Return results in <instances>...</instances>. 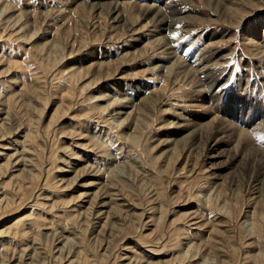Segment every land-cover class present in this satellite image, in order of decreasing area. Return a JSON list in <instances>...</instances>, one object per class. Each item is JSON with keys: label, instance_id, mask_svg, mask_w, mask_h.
Instances as JSON below:
<instances>
[{"label": "rangeland", "instance_id": "rangeland-1", "mask_svg": "<svg viewBox=\"0 0 264 264\" xmlns=\"http://www.w3.org/2000/svg\"><path fill=\"white\" fill-rule=\"evenodd\" d=\"M157 1L124 2H162ZM221 1L235 10L237 17L242 16L238 23L228 25L207 0H184L179 2L181 14L171 16L177 25V18L188 16L184 25H179L182 32L176 34L175 27L163 32L172 41L168 47H173L175 55L187 66L199 58L219 56L217 66L198 70L186 78L161 45H150L139 57L129 56L150 42L151 31L159 27L148 24L147 30L136 32L146 17L133 23L132 15L125 13L122 30L81 5H89L92 0H0V179L8 182L14 174L12 170L18 168L9 167L12 159L9 161L7 156L13 154L22 159L19 167L40 173V180L27 182L31 189L23 190L24 193L10 188L13 183L5 193L0 190V200L7 198L15 206L4 216L0 214V231H8V227L24 218L27 223L23 233L30 230L15 240L9 233L0 237V248L3 256L8 253V262L12 259L11 264H16L22 258L20 261L24 262L35 248V264H64L66 260L70 264H125L124 256L147 264H264V49L260 40L264 37V0ZM259 29V37H253L252 31ZM208 35L210 41L204 39ZM210 58L215 61V57ZM100 66L104 68L95 74ZM106 73L111 76L103 79ZM226 83L228 87H224ZM148 98L154 101L152 105L137 109V114L132 112L133 118L119 123L128 107L124 101L138 99V104ZM58 107H63L65 113L57 115ZM177 118L190 121L201 131V149L182 146L189 145V138L175 146L172 140L182 136L172 134L171 124L178 122ZM218 121H225L220 126L230 124L227 127L235 132L213 133ZM166 138L172 142L169 147L159 144ZM210 139L227 143L220 145L217 156L208 160L205 154ZM61 147L66 151L62 152ZM255 148L259 151L247 160ZM69 152L78 159L72 164L78 167L80 160L88 161L87 166L97 172L98 181L109 195V208L120 207L118 211L125 215L143 213L141 219L122 222L112 215L109 224L117 227L109 231L106 224L101 234L92 227L94 222L102 225L104 221L94 219L93 212L98 209L95 205L78 220L86 207L76 199L80 192L74 185H61L59 177L54 181V176L60 175L58 159L64 155L68 161L73 157ZM171 152L174 154L168 160ZM233 157L236 161L230 162ZM121 165L136 170L140 181L119 175L117 169ZM81 179L89 181L90 177ZM190 214L194 218L189 222L185 215ZM33 226L39 228L35 230ZM34 235H40L38 240H33ZM58 236L62 237L57 240Z\"/></svg>", "mask_w": 264, "mask_h": 264}, {"label": "bare ground", "instance_id": "bare-ground-1", "mask_svg": "<svg viewBox=\"0 0 264 264\" xmlns=\"http://www.w3.org/2000/svg\"><path fill=\"white\" fill-rule=\"evenodd\" d=\"M125 1V0H124ZM124 1H119V2H117V1H113V2H107V3H105V2H103L102 0H92V2L89 4V5H87V4H81V5H83V7H88L89 9H90V11L91 12H94V13H97V15H98V17H99V19H109L110 21H111V23H114V24H116V25H114L115 27H117V26H120V28L122 29V30H125V17H124V14L126 13V14H131L132 15V17L134 18V20H133V23L135 22H137L138 20H140V18H142V17H146V22L145 23H143V24H140V26H138V29H136V32H138V31H143V30H147L148 28V24H158V26L159 27H157L158 29L155 31H151L152 32V40L150 41V42H147V43H144V44H142L141 46H139L138 48H134L135 50L133 51V52H130V53H128L129 54V56H132L133 58H136V57H139V56H141L143 53H144V51H147V49L148 48H150L149 46L150 45H155L156 46V48L158 47V46H162V47H164L163 49H164V51L166 52L165 53V55L167 54L168 55V58L169 59H173L176 63L175 64H177L178 65V68L179 69H181V74H183V76L185 77L186 76V78L188 77V76H191L192 75V73H194V75H195V72L197 73V71L198 70H202V69H209L211 66H217V60H218V57L219 56H217V54L216 55H212V56H210V57H215V61H213V59L212 58H210V57H208V58H205L204 56V58H203V60H200V58H199V60H198V62L197 63H195V64H193V65H190V66H187V64H185L184 62H183V59L181 58V57H178L177 55H175V50L173 49V47H168V45L170 46V44H171V40L169 41V39H168V37L167 36H165L164 34H163V32H165L167 29V27H169L168 28V31H169V29L171 30V27H175L173 30H174V32L177 34V33H181L182 32V30H181V28H180V26L182 27V24L185 22V20H186V17H188V16H182V17H180V18H177L176 20H179V25H177L176 23H172V19L174 18V17H171V16H173V15H178V14H181V12H180V10H179V2H183V1H181V0H162V2L160 1V4L159 5H146V4H137V3H130V2H124ZM141 1H145V0H141ZM151 2H156L155 0H150ZM157 2H159V1H157ZM82 3V2H81ZM207 3H213L214 4V9H215V11H216V13H219V15H221L222 17H223V20L225 21V22H227L228 23V25L230 24V25H232L234 22H237L238 20H240L241 18H242V16L241 17H237L236 16V11L235 10H232L231 8H229V7H227V6H225V5H223V3H222V1L221 0H207ZM155 4V3H154ZM222 7V8H221ZM219 9H220V12H218L219 11ZM133 10V11H132ZM128 12V13H127ZM133 12H136L135 14H133ZM239 12V11H238ZM215 13V14H216ZM242 14V13H241ZM240 15V14H239ZM238 15V16H239ZM243 15V14H242ZM194 18V17H193ZM239 18V19H238ZM209 22V21H208ZM16 23H18V22H16ZM172 23V24H171ZM238 23V22H237ZM14 24H15V22H14ZM13 24V25H14ZM155 24V26H157ZM160 24V25H159ZM174 24H176V25H174ZM236 24V23H235ZM131 25V24H130ZM184 25V24H183ZM114 27V28H115ZM134 27V26H133ZM118 28V27H117ZM256 28H258V26L256 27ZM18 30H20L19 28H17ZM119 29V28H118ZM252 29V28H251ZM135 30V29H134ZM133 30V31H134ZM253 30V29H252ZM15 31V30H14ZM132 31V32H133ZM17 32V31H16ZM125 32V31H124ZM172 32V31H171ZM257 32L258 33H260L261 32V30L259 29L258 31L257 30H254V31H252V33H251V35L253 36V37H255V36H258L257 35ZM141 33V32H140ZM136 34V33H135ZM33 36V35H32ZM170 36V35H169ZM180 36V35H179ZM259 37V36H258ZM179 38V37H178ZM182 38V37H181ZM204 39H206L207 41H210L212 38H211V35H208L207 37H204ZM174 40V39H173ZM177 40V39H176ZM175 40V41H176ZM260 40H262L261 41V44L263 45L262 47H263V49H264V37L262 38V39H260ZM144 42V41H143ZM258 45H260L259 43H257ZM154 46V47H155ZM51 50V49H50ZM261 50V49H260ZM177 52V51H176ZM127 54V53H126ZM200 55V54H199ZM200 56H202V55H200ZM194 61V60H193ZM221 61V60H220ZM107 62V61H106ZM107 64V63H106ZM201 64H204V65H202L201 66ZM176 66V65H175ZM201 66V67H200ZM220 66V65H219ZM102 68H104L103 66H100L99 68L97 67V71L95 72V74H99V69H102ZM7 69V68H6ZM8 70H10V69H8ZM180 74V75H181ZM111 75H110V73H106V76H103L102 78L103 79H105V78H109ZM96 78V77H95ZM98 78V77H97ZM193 78V77H192ZM70 80V79H69ZM99 80H101V79H99ZM98 79L96 80V81H99ZM79 81H81V80H79ZM95 81V82H96ZM76 82V81H75ZM93 84H94V82H92ZM91 82H90V84H92ZM85 85V84H84ZM86 86V85H85ZM88 86H89V84H88ZM80 90H82V89H80ZM145 90V89H144ZM34 91H36V90H34ZM143 91V90H142ZM39 92V91H38ZM139 92H140V90H139ZM146 92H147V90H146ZM145 92V93H146ZM142 93V92H141ZM150 94H151V92H149ZM148 93V94H149ZM144 95H146V94H144ZM138 96V95H137ZM149 96V95H148ZM21 97V96H20ZM143 97V96H142ZM146 97H147V95H146ZM138 98H139V96H138ZM91 99H92V97H91ZM99 99V98H98ZM147 99V98H146ZM146 99H144V100H141V102L140 103H138V104H136L135 103V101H138V99H132V101L131 100H126V101H124V105L126 104V105H128V107L126 108V111L123 113V117H124V119L122 120V121H120L119 123L120 124H122L124 121H126V120H129L131 117H132V114L138 109V110H141V109H143L144 108V106L146 105H148L149 106V104L150 105H152L153 103H154V101L153 100H149V98H148V100H146ZM17 100V99H16ZM93 101V100H92ZM147 103V104H146ZM28 105V104H27ZM119 106V105H118ZM123 106V105H122ZM122 106H121V109H122ZM23 107V106H22ZM99 107H101V106H99ZM26 108H27V106H26ZM70 108V107H69ZM68 108V109H69ZM102 108H103V106H102ZM105 108V107H104ZM104 108H103V112L105 111L104 110ZM64 108L63 107H58L57 109H55L56 110V114L58 113L59 114V112H63V113H65V111H62ZM101 109V108H100ZM117 110H118V108H117ZM30 111V110H29ZM115 111V110H114ZM55 112V111H54ZM53 112V113H54ZM68 112V111H67ZM133 112V113H132ZM25 113V112H24ZM136 113V112H135ZM27 114V113H26ZM55 114V113H54ZM55 114V115H56ZM57 114V115H58ZM117 114V113H116ZM122 114V113H121ZM137 114V113H136ZM136 114H134V116L136 115ZM27 115H29V114H27ZM60 116V115H59ZM62 116H65V115H62ZM83 116V115H82ZM22 117V116H21ZM20 117V118H21ZM57 117V116H56ZM174 117H175V115H174ZM54 118H55V116H54ZM53 118V119H54ZM79 118V117H78ZM133 118V117H132ZM137 118H139V117H137ZM22 119H23V117H22ZM41 119V118H40ZM50 119H52V118H50ZM24 120V119H23ZM35 120V119H34ZM38 120V119H37ZM77 120V119H76ZM135 120H136V118H135ZM177 120H178V122H176V123H174V124H171V126H172V128H174V132L172 133V134H174V133H176V134H174V135H177V134H181L182 136L179 138H175L174 140H172V142H174V144H175V146H177V144L179 143V145H182L183 144V142H180V141H184L185 139H190V143H189V145L188 146H185V145H182V146H184V147H186L187 149H201L200 148V145H201V131H199V129L198 128H196L192 123H190V121L188 122V121H186V120H183V119H178L177 118ZM29 121V120H28ZM37 122V121H36ZM40 122V121H39ZM48 122H50V121H48ZM48 122H47V124H48ZM51 122H53V120L51 121ZM223 122H225V121H218L217 122V126H215L214 127V130L215 131H213V133H215V132H217V133H221V132H225V133H227V132H230L229 134H231L232 132H235V131H233L234 129H231V128H228L227 127V125H230V124H228V123H226L227 125H222V126H220L219 124L220 123H222L223 124ZM28 123V122H27ZM38 123V122H37ZM56 123V122H55ZM54 123V125H56ZM130 123H132V122H130ZM29 124V123H28ZM50 124V123H49ZM125 124V123H124ZM225 124V123H224ZM34 125H35V122H34V124H32L31 126H33L34 127ZM51 125V124H50ZM53 125V126H54ZM59 125V124H58ZM126 125V124H125ZM136 125V124H135ZM134 125V126H135ZM30 126V127H31ZM118 126H120V125H118ZM37 127H38V125H37ZM36 127V128H37ZM58 127V126H57ZM220 127H222V128H220ZM3 128V127H2ZM32 128V127H31ZM45 128V127H44ZM51 128V127H50ZM54 128V127H53ZM0 129H1V127H0ZM4 129V128H3ZM2 129V130H3ZM33 129V128H32ZM39 129V128H38ZM42 129V128H41ZM48 129V128H47ZM60 130V129H59ZM43 131V130H42ZM47 131H49V133H50V130H47ZM29 132H31V131H29ZM39 132V131H38ZM45 132V131H44ZM63 134H64V132H62ZM66 133V132H65ZM212 133V134H213ZM18 134V133H17ZM48 134V133H47ZM46 134V135H47ZM54 134V133H53ZM27 135V134H26ZM33 135V134H32ZM38 135V134H37ZM69 135V134H68ZM94 135V134H93ZM29 136V135H28ZM39 136H41V134L39 135ZM51 136H52V134H51ZM63 136V135H62ZM71 136V135H70ZM229 136V135H228ZM26 137V136H25ZM42 137V136H41ZM50 137V136H49ZM55 137H57V136H55ZM55 137H54V139H55ZM66 137H67V135H66ZM65 137V138H66ZM2 138V137H1ZM71 138V137H70ZM69 138V139H70ZM212 138V137H211ZM226 138H227V135H226ZM4 138H2V140H3ZM23 139V138H22ZM31 139V138H30ZM33 139V138H32ZM58 139V138H57ZM132 139V138H131ZM24 140H26V138L24 139ZM29 140V139H28ZM78 140V139H77ZM130 140V139H129ZM169 139L168 138H166V139H162V140H160V142H159V144H161L162 146H167V147H169V145H171L172 144V142H169L168 141ZM211 140V139H210ZM228 140V139H227ZM4 141V140H3ZM31 140H29V142H30ZM91 141V140H90ZM16 142V141H15ZM14 142V143H15ZM33 142H35V141H33ZM92 142V141H91ZM91 142H89V143H91ZM99 142V141H98ZM97 142V143H98ZM227 142H226V140H225V142H219L218 141V139H215V140H211L210 141V143H209V145H208V147H207V153L205 154V158L206 159H212V158H215L216 156H217V150H218V148L220 147V145H225ZM62 144H63V142H62ZM91 144H94L93 142L91 143ZM36 145V144H35ZM72 145V144H71ZM90 145V144H89ZM98 145V144H97ZM101 145V144H100ZM4 146V145H3ZM2 146V147H3ZM7 146V145H6ZM39 146V145H38ZM37 146V147H38ZM81 146H83L82 144H81ZM92 146V145H91ZM96 146V145H95ZM34 147V146H33ZM37 147H36V149H37ZM90 147V146H89ZM100 147V146H99ZM203 147V146H202ZM39 148H40V146H39ZM58 148V147H57ZM62 148V147H61ZM60 148V150H62V152L64 151H66V148H62L61 149ZM93 148V147H92ZM1 149H3V148H1ZM4 149H5V147H4ZM82 149V148H81ZM38 150V149H37ZM37 150H33V151H37ZM40 150H41V148H40ZM93 150H95V149H93ZM3 151V150H2ZM25 151V150H24ZM28 151H30V150H28ZM55 151H57V149L55 150ZM58 151H59V148H58ZM82 151V150H81ZM257 151H259L258 149H253V152H252V155H251V157H246V159L248 160H250L252 157L254 158V156H255V154H256V152ZM38 152V151H37ZM93 152V151H92ZM27 153V152H26ZM30 153H31V151H30ZM30 153H28V154H30ZM55 153H57V152H55ZM54 153V154H55ZM60 153V152H59ZM70 153V152H69ZM65 154V153H64ZM71 154V153H70ZM114 154H116V152L114 153ZM172 154H174V153H169V157H168V160L170 159V157H171V155ZM1 155V154H0ZM15 154H13V155H10L9 157L7 156V158H8V160L9 159H12V161H11V166H9L10 168H14V167H17L18 166V168H15V170H12V172H14V174L13 173H11V174H13V175H11L10 176V178H9V181L8 182H6V181H4L3 179H0L1 181H0V190H3V192L5 191V189H6V187H9L10 185H11V183H13V185H12V187H10V188H14L16 191L15 192H17L18 194L21 192V191H25L26 189L28 190V189H31V186L30 185H27V182H29L30 184L31 183H34L37 179L38 180H40L39 179V174H38V172L36 171L35 172V170H33V169H31V170H33V172H34V174L33 173H31V171L30 170H26V168L25 167H22L23 165H21V167H19L20 166V164H21V160L22 159H19L18 157H15L14 156ZM26 155V154H25ZM31 155V154H30ZM41 154H39V156H40ZM75 154H71V156H73V157H69L68 158V161H67V159H65L64 157H66V156H64V155H62V158H57L59 161H60V163H61V167H57L58 168V173H60V175H57V176H54V181H55V179L56 178H58L59 177V179L57 180V181H59L60 182V184L61 185H64V184H67L65 187H69V186H72V185H74L75 186V188L76 189H78V191L80 192L79 193V195H77L76 197V199H78V201H80V202H82V203H84L85 205H86V207L84 208V210H83V212L79 215V218H78V220L79 219H81V218H83V216L81 217V215H84V214H88L89 213V211H91L92 209H93V207H94V209H95V205H97L96 207L98 208L95 212H93V214H94V219H101V220H103L104 219V223L102 222V225H104V227H102V225H99V223L97 222H94L93 223V229L94 230H98V232H103L104 230H105V228L107 227L106 226V224H108V226H109V231L110 230H112V229H114V228H116L117 226L115 225V224H113V225H111V224H109V219H111L110 217L113 215H115V216H117V218L119 219V220H121L122 222H131V220H134L133 218H140L141 219V217L143 216V213H141V214H138V213H136V211H134L133 212V214H131V215H129L128 213V215L126 214H123L121 211H118L119 209H120V205L119 206H117V208H118V210L115 208V210H112L113 209V207H111V208H109V205H108V201H109V199H107V197L109 196H107V192L105 193V187H104V185H102V183H100L99 181H100V179H99V181H98V176H97V172L96 171H94L91 167L92 166H90V167H88L89 166V164L87 163L88 161H83V160H80L79 161V163H80V165H78V167H77V164H72L71 163V161H74V162H77L78 161V159L74 156ZM113 155V154H112ZM118 155V154H117ZM14 156V157H13ZM37 156V155H36ZM39 156H37V158L39 157ZM262 156V158H263V155H261ZM6 157V155L4 156V158ZM33 157V156H32ZM44 157V156H43ZM52 157V156H51ZM97 157V156H96ZM112 157V156H111ZM23 158V157H22ZM36 158V157H35ZM40 158H42L41 156H40ZM110 158V157H109ZM32 159V158H31ZM43 159V158H42ZM42 159H41V162H42ZM52 158H50V160H51ZM118 159V158H117ZM236 159L237 158H235V157H233V158H231V161L230 162H234V161H236ZM245 158H244V160H246ZM6 160V159H5ZM24 160V159H23ZM25 160H27V159H25ZM53 160H54V158H53ZM52 160V161H53ZM263 160V159H262ZM10 161V160H9ZM35 161H36V159H35ZM58 161V162H59ZM112 161H114V160H112ZM252 161V160H251ZM40 162V161H39ZM38 162V163H39ZM40 162V163H41ZM54 162V161H53ZM56 162H57V160H56ZM90 162V161H89ZM137 162V161H136ZM7 163H9V165H10V162H7ZM22 163H23V161H22ZM29 163H31V162H29ZM35 163H37V162H35ZM50 163H52V162H50ZM6 164V163H5ZM110 164V163H109ZM31 165V164H30ZM88 165V166H87ZM127 165V164H126ZM125 165V166H126ZM3 166V165H2ZM7 167V165H4V167ZM53 166V165H52ZM55 166V165H54ZM53 166V167H54ZM79 166H81V167H79ZM109 166H111V165H109ZM125 166H119L118 167V169H117V171H118V173H119V175L120 174H122V175H124V176H126L129 180L131 179V180H133V181H137V180H139V179H137L138 178V174L136 173V170L135 171H133L131 168H127V167H125ZM39 167V166H38ZM53 167H51V168H53ZM56 167V166H55ZM116 167V166H115ZM139 167V166H138ZM113 168V167H112ZM135 169V168H134ZM37 170V169H36ZM51 170V169H50ZM0 171H1V173H2V167L0 166ZM3 171L5 172V170L3 169ZM46 171V170H45ZM40 172V171H39ZM50 172V171H49ZM49 172H47V175L49 176ZM51 172H53L52 170H51ZM50 172V173H51ZM102 172V171H101ZM115 172H116V170H115ZM0 173V176H3V174H1ZM55 173V172H54ZM108 173V172H107ZM113 173V172H112ZM117 173V172H116ZM115 173V174H116ZM10 174V173H9ZM52 174V173H51ZM98 174H100V173H98ZM44 175V174H43ZM52 177H53V175H51ZM90 177V180L89 181H84L83 179H81L82 177ZM106 176V175H105ZM7 177V176H6ZM9 177V176H8ZM41 177V176H40ZM50 177V176H49ZM118 177V176H117ZM125 177V178H126ZM42 178V177H41ZM51 178V177H50ZM13 180V181H12ZM51 180H52V178H51ZM53 181V182H54ZM56 181V182H57ZM103 182H104V180H102ZM114 181V180H113ZM140 181V180H139ZM39 182V181H38ZM44 182H47V178L45 179V181ZM58 182V183H59ZM107 182V181H106ZM114 182H116V181H114ZM143 182V181H142ZM28 183V184H29ZM40 183V182H39ZM43 183V182H42ZM50 182H48V184H49ZM111 183V182H110ZM53 184V183H52ZM57 184V183H56ZM104 184H107V183H104ZM42 185V184H41ZM51 185V184H50ZM49 185V186H50ZM60 185V186H61ZM113 185H114V183H113ZM112 185V186H113ZM29 186V187H28ZM109 186V185H108ZM50 187H52V186H50ZM107 187V186H106ZM117 187V186H116ZM32 188H33V185H32ZM37 188V187H36ZM36 188H35V190H36ZM42 188V187H41ZM44 188V187H43ZM49 188V187H48ZM59 188V187H58ZM61 188V187H60ZM108 188V187H107ZM107 188H106V190H107ZM113 188V187H112ZM115 188V187H114ZM7 189H9V188H7ZM57 189V188H56ZM116 189V188H115ZM39 190V189H38ZM60 190V189H59ZM24 191H23V193H24ZM55 191H57V190H55ZM108 191V190H107ZM11 192H13L14 193V190L13 191H11ZM109 192V191H108ZM5 193V192H4ZM13 193H11V194H13ZM26 193V192H25ZM33 193H34V191H33ZM113 194H111L112 196H113V198L117 195V194H114V192H112ZM3 194V193H2ZM28 194V193H27ZM17 195V194H16ZM6 196H7V194H6ZM24 196V195H23ZM30 196V195H29ZM28 196V197H29ZM40 196V195H39ZM35 197V196H34ZM33 197V198H34ZM38 196H36V198H37ZM43 197V196H42ZM13 198H15V197H13ZM18 198V197H17ZM31 198H32V196H31ZM39 198V197H38ZM111 198V197H110ZM115 198H117V197H115ZM124 198V197H123ZM2 199V198H1ZM20 199V198H19ZM18 199V200H19ZM30 199V198H29ZM40 199V198H39ZM106 199L108 200V201H106ZM11 200H12V198H11ZM28 200V199H27ZM37 200V199H36ZM44 200V199H43ZM47 200V199H46ZM121 200H123V199H121ZM120 200V201H121ZM14 201H15V199H14ZM20 201H23L22 200V198L20 199ZM30 201H32V200H30ZM78 201H77V203H78ZM115 201H117V200H115ZM124 201V200H123ZM17 202V201H16ZM28 202V201H27ZM34 202V201H33ZM32 202V203H33ZM36 202V201H35ZM39 201H37V203H38ZM41 202V201H40ZM40 202H39V204H40ZM46 202V201H45ZM65 202V201H64ZM67 202V201H66ZM111 203L113 202V200L112 201H110ZM118 202H119V200H118ZM127 202H128V200H127ZM18 203H20V202H18ZM48 203V202H47ZM68 203H69V201H68ZM110 203V205H112ZM129 203V202H128ZM11 204H12V202L10 201V200H8L7 198L6 199H2V200H0V214H3V216H4V214L8 211V210H10V209H12V208H14L15 206H11ZM24 204H25V201H24ZM70 204V203H69ZM79 204V203H78ZM77 204V205H78ZM121 204H123V203H121ZM19 205H21V204H19ZM23 205V204H22ZM25 205H27V203L25 204ZM36 205V204H35ZM42 204H40L39 206H41ZM43 205H44V203H43ZM67 205V204H66ZM114 205V204H113ZM130 205H132V204H130ZM11 206V207H10ZM37 206V205H36ZM39 206H37V207H39ZM46 206V205H45ZM68 206V205H67ZM80 206V205H79ZM134 206V208H136L135 207V205H132V207ZM18 207V206H17ZM24 207V206H23ZM47 207H51V204H50V206H47ZM76 207V206H75ZM155 207V206H154ZM154 207H153V209H154ZM159 207V206H158ZM33 208H35V207H33ZM48 208V209H49ZM129 208V207H128ZM127 208V209H128ZM131 208V207H130ZM134 208H132L133 210H134ZM148 208V207H147ZM146 208V209H147ZM151 208V207H150ZM19 209V208H18ZM30 209V208H29ZM32 209V208H31ZM74 209V208H73ZM72 209V210H73ZM80 209V210H81ZM142 209V208H141ZM140 209V210H141ZM156 209H157V207H156ZM63 210H65V209H63ZM76 210H77V208H76ZM122 210V209H121ZM145 210V208H143L142 209V211H144ZM152 210V209H151ZM155 210V209H154ZM162 210V209H161ZM43 211V210H42ZM75 211V210H74ZM129 211V210H128ZM148 211H149V208H148ZM160 211V210H159ZM158 211V212H159ZM10 212H11V210H10ZM41 212V211H40ZM52 212V211H51ZM65 212V211H64ZM78 211H76V213H77ZM131 212V211H130ZM154 212H156V211H154ZM157 212V213H158ZM162 212V211H161ZM126 213V212H125ZM147 213V212H146ZM190 213H192V212H190ZM39 214V213H38ZM43 214V213H42ZM74 214H75V212H74ZM152 214V213H151ZM188 214V213H187ZM40 215V214H39ZM72 215H73V213H72ZM148 215H149V213H148ZM155 215V214H154ZM42 216V215H41ZM71 216V215H70ZM85 216V215H84ZM185 216H187L188 218H189V222L194 218V214H193V217H192V215L190 214V215H185ZM35 217V216H34ZM158 217V216H157ZM160 217V216H159ZM39 218V217H38ZM42 218V217H41ZM40 218V219H41ZM46 218V217H45ZM86 218V217H85ZM161 218V217H160ZM20 219H22V218H20ZM27 219H30V218H28L27 217ZM37 219V218H36ZM43 219V218H42ZM57 219V218H56ZM73 219V218H72ZM143 219V218H142ZM18 220V219H17ZM33 220H35V218H33ZM76 220H77V218H76ZM86 220V219H85ZM112 220V219H111ZM144 220V219H143ZM154 220V219H153ZM196 220V219H195ZM40 221V220H39ZM44 221V220H43ZM93 221V220H92ZM194 221V220H193ZM196 221H198V219L196 220ZM14 222V221H13ZM26 222V218H24L23 220H18V222L16 221V223H14V224H12L10 227H8L9 229H8V231H0V237L1 236H3V238H4V236L6 237V235L9 233L10 235H11V239H17L20 235H23V236H20L21 238H23L24 237V235H27L28 234V232L30 231H28V232H26L25 231V233H23V230H22V228L24 227V223ZM30 222H32V224H33V221L31 220ZM36 222V221H35ZM41 222V221H40ZM39 222V223H40ZM78 222V221H77ZM77 222H76V224H77ZM133 222V221H132ZM141 222H144V221H141ZM140 222V223H141ZM149 222V221H148ZM27 223V222H26ZM37 223V222H36ZM36 223H34V225H37ZM42 223V222H41ZM88 223V222H87ZM112 223H113V221H112ZM201 223V222H200ZM92 224V223H91ZM123 224V223H122ZM121 224V225H122ZM154 224V223H153ZM190 224V223H189ZM191 224H193V223H191ZM199 224V223H198ZM30 225H31V223H30ZM118 225H120V224H118ZM131 225V224H130ZM146 225V224H145ZM201 225V224H200ZM6 226V225H5ZM81 226V225H80ZM85 226V225H84ZM116 226V227H115ZM142 226H143V224H142ZM192 226V225H191ZM194 226H195V224H194ZM145 227V226H144ZM153 227V226H152ZM195 227H198V226H195ZM6 228H7V226H6ZM25 228H27V227H25ZM33 228H35V230H37L39 227H34L33 226ZM101 228V229H100ZM140 228V227H139ZM193 228V227H192ZM24 229V228H23ZM30 229V228H29ZM80 229V228H79ZM25 230V229H24ZM100 230V231H99ZM138 230V229H137ZM140 230V229H139ZM195 231V230H194ZM97 232V233H98ZM142 232V231H141ZM179 232V231H178ZM4 233H6V234H4ZM30 233V232H29ZM96 233V234H97ZM112 233V232H111ZM177 233V232H176ZM99 234V233H98ZM102 234V233H101ZM139 234H141V233H139ZM151 235H153L152 233H150ZM149 234V235H150ZM100 235V234H99ZM107 235V234H106ZM111 235V234H110ZM115 235V234H114ZM145 234H143V237H146V235L144 236ZM176 235V234H175ZM174 235V236H175ZM29 236H31V235H29ZM38 236H40V235H34V237H33V240H38ZM95 236H97V235H95ZM140 236V235H139ZM177 236V235H176ZM8 237V236H7ZM62 236H58V239L57 240H59L60 238H61ZM182 237V236H181ZM2 238V239H3ZM147 238V237H146ZM145 238V239H146ZM1 239V240H2ZM25 239V238H24ZM63 239H65V238H63ZM73 239V238H72ZM175 239V238H174ZM148 240V239H147ZM4 241V240H3ZM23 241V240H22ZM63 241V240H62ZM150 241V240H149ZM19 242V241H18ZM21 242V241H20ZM60 242H61V240H60ZM60 242H58V243H60ZM152 242V241H151ZM179 242V241H178ZM2 243V242H1ZM0 243V244H1ZM57 243V244H58ZM79 243V242H78ZM178 244V243H177ZM185 245V244H184ZM186 246V245H185ZM4 247V246H3ZM164 247V246H163ZM2 248V247H1ZM0 248V264H6V263H9V264H11V260L8 262L5 258L7 257V255H8V253H7V255L6 256H3V251H2V249ZM124 248H125V246H124ZM190 248V247H189ZM188 248V249H189ZM4 249V248H3ZM127 249V248H126ZM125 249V250H126ZM8 250V249H7ZM123 250V249H122ZM121 249H120V251H122ZM185 250H187V249H185ZM190 250V249H189ZM188 250V251H189ZM34 251H35V248H34ZM34 251H32L33 253H29L28 254V256H27V258L25 257V261L24 262H21L22 260H23V258L22 259H19V261L16 263V264H35V263H33L32 261H34L35 260V258H34V254H38V253H34ZM104 251V250H103ZM134 251V250H133ZM83 252V251H82ZM77 253V252H76ZM190 253V252H189ZM121 254H123V253H121ZM135 254V252L133 253V255ZM185 254H186V252H185ZM26 255V254H25ZM84 255V254H83ZM127 255V254H126ZM130 255V254H129ZM21 256V255H20ZM20 256H17V257H20ZM45 256V255H44ZM22 257V256H21ZM20 257V258H21ZM69 257V256H68ZM120 257V256H119ZM125 257V256H124ZM123 257V260H125V264H147V262L146 263H139V262H137V261H133L132 259H129V256H128V258L127 257H125L124 258ZM136 257H137V254H136ZM12 258V257H11ZM45 258H49L48 256L46 257L45 256ZM116 258V257H115ZM139 258V257H138ZM141 259H142V257H140ZM16 259V258H15ZM44 259V258H43ZM42 259V260H43ZM85 259V258H84ZM120 259V258H119ZM121 259H122V257H121ZM121 259H120V261H121ZM134 259V258H133ZM136 259V258H135ZM21 260V261H20ZM46 260V259H45ZM48 260V259H47ZM83 260V259H82ZM87 260V259H86ZM131 260V261H130ZM192 260V259H191ZM205 260V259H204ZM49 261V260H48ZM59 261V260H58ZM88 261V260H87ZM142 261H143V259H142ZM142 261H140V262H142ZM150 261V260H149ZM172 261V260H171ZM178 260H176V262H177ZM13 262H15V260L13 261ZM44 262V261H43ZM59 262H61V258H60V261ZM114 262V261H113ZM180 262V261H179ZM179 262H177V263H179ZM182 262V261H181ZM180 262V263H181ZM65 263H67V264H70L71 262L69 261V260H66L65 261ZM64 263V264H65ZM84 264H85V262H83ZM155 263V262H154ZM179 263V264H180ZM185 263V262H184ZM38 264H45V263H38ZM82 264V263H81ZM112 264V263H111ZM149 264H151V263H149ZM161 264V263H160ZM167 264V263H166ZM169 264V263H168Z\"/></svg>", "mask_w": 264, "mask_h": 264}, {"label": "snow or ice", "instance_id": "snow-or-ice-1", "mask_svg": "<svg viewBox=\"0 0 264 264\" xmlns=\"http://www.w3.org/2000/svg\"><path fill=\"white\" fill-rule=\"evenodd\" d=\"M229 85L226 83L225 85H224V87H228Z\"/></svg>", "mask_w": 264, "mask_h": 264}]
</instances>
